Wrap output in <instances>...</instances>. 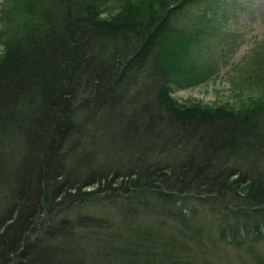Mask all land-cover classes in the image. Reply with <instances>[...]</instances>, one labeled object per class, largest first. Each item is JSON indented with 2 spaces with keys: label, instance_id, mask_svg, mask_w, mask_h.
Returning a JSON list of instances; mask_svg holds the SVG:
<instances>
[{
  "label": "trees",
  "instance_id": "obj_1",
  "mask_svg": "<svg viewBox=\"0 0 264 264\" xmlns=\"http://www.w3.org/2000/svg\"><path fill=\"white\" fill-rule=\"evenodd\" d=\"M3 1L0 264H261L264 102L170 95L229 0Z\"/></svg>",
  "mask_w": 264,
  "mask_h": 264
},
{
  "label": "rangeland",
  "instance_id": "obj_2",
  "mask_svg": "<svg viewBox=\"0 0 264 264\" xmlns=\"http://www.w3.org/2000/svg\"><path fill=\"white\" fill-rule=\"evenodd\" d=\"M108 9L109 17L115 10ZM221 13L218 29L193 53L191 70L170 93L176 103L233 110L264 102V0H229ZM219 246L218 264H260L245 247ZM254 248L264 264V239Z\"/></svg>",
  "mask_w": 264,
  "mask_h": 264
}]
</instances>
